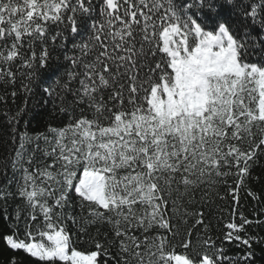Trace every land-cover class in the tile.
<instances>
[{"label":"snow or ice","instance_id":"obj_1","mask_svg":"<svg viewBox=\"0 0 264 264\" xmlns=\"http://www.w3.org/2000/svg\"><path fill=\"white\" fill-rule=\"evenodd\" d=\"M0 107V264H258L264 0H0Z\"/></svg>","mask_w":264,"mask_h":264},{"label":"trees","instance_id":"obj_2","mask_svg":"<svg viewBox=\"0 0 264 264\" xmlns=\"http://www.w3.org/2000/svg\"><path fill=\"white\" fill-rule=\"evenodd\" d=\"M13 110H15V106H11ZM2 107H0V111H2ZM37 111H43L42 108H38ZM3 121V117L0 116V124H2ZM32 128L36 127V122L33 121L32 122ZM257 191H260V188H256ZM259 207H261L260 205H257L256 202L247 199L244 195V193H241V208L240 211H243L246 215H251L253 212V209H258ZM215 222V221H214ZM3 229L0 228V231H2ZM233 253L238 254L239 250L236 249L234 246L232 248ZM0 253H3L5 256L9 255L10 253L7 252V250L4 247L3 241H0ZM257 258H258V264H264V253L260 252V249L257 248Z\"/></svg>","mask_w":264,"mask_h":264}]
</instances>
